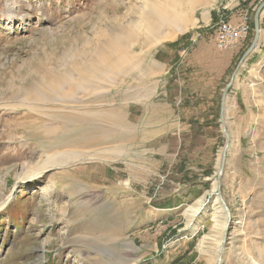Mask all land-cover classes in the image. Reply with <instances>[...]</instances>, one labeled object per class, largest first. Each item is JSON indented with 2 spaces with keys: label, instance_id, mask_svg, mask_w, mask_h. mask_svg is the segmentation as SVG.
<instances>
[{
  "label": "rangeland",
  "instance_id": "374dc122",
  "mask_svg": "<svg viewBox=\"0 0 264 264\" xmlns=\"http://www.w3.org/2000/svg\"><path fill=\"white\" fill-rule=\"evenodd\" d=\"M21 1L0 0V201L10 198L0 212V264H162L170 252V259L194 248L215 252L222 233L211 219L189 222L185 215L212 192L226 143L223 92L253 42L254 28L213 106L199 98L190 102L195 95L190 88L199 83L183 63L188 49L179 55L177 44L174 54L163 58L168 73L155 76L147 88L139 66L145 65L142 42L150 40L144 23L152 9L149 0ZM7 10L16 17H6ZM256 49L238 70L226 100L231 145L222 192L233 224L225 264H264V67L258 60L264 48L252 58ZM119 60L124 72L114 69ZM38 75L61 80V88L53 84L57 93L42 90L46 100L37 104L45 112L57 113L53 99L62 98L65 114L92 113L90 119L79 116L77 126L60 123L66 132L80 128L109 138L80 149L64 146L68 137L61 130L45 139V125L52 123L30 109L34 104L26 95ZM196 102L207 107V116L202 121L204 112L198 111L202 123L192 125ZM151 105L159 109L150 116ZM80 150L93 158L70 164ZM59 153L73 158L40 178L17 180L45 156ZM179 185H194L195 198L181 199ZM203 254L216 264L214 253Z\"/></svg>",
  "mask_w": 264,
  "mask_h": 264
},
{
  "label": "crops",
  "instance_id": "0c3cea01",
  "mask_svg": "<svg viewBox=\"0 0 264 264\" xmlns=\"http://www.w3.org/2000/svg\"><path fill=\"white\" fill-rule=\"evenodd\" d=\"M262 1L264 0H169V2L168 0H157L156 2L155 0H149L152 9L156 6H164L175 7V11H173V20L165 19L166 23L162 21V23H158V25L157 23L152 24L153 27L155 26L154 30H159L155 35H152L153 39L151 38L148 42H145V44L142 42V48L144 50L143 55L145 57L143 61L145 65L140 61L139 74L144 77V83L147 84V88H149L150 80L155 76L168 73L170 70L169 65L165 62L168 60V55L174 54V49H172V47L177 44L179 55L181 48L183 49L186 47L188 49V57L183 63H186V68H188V66L192 68L190 71V73H192L190 78L198 79L199 83V86L190 88V91L195 94L191 95L190 102L193 99L197 100L199 98V101L210 102L211 104L216 103L217 105V93L220 91L223 77L228 72L234 59H236L241 47L247 43L252 33L251 21H248L250 34L246 40L241 39L242 41H240V44L233 50H224L219 46L218 23L222 18H225L224 20H226L227 23L239 25L243 23L246 17L249 19V17L253 15L252 24H254L256 10ZM152 9L146 11L148 17H146L144 22L146 24V26L144 25L145 33L148 32L147 25L149 23V18L152 17L154 20H160V16L158 18L157 15L158 13L156 14L155 10ZM165 24L166 27L162 29ZM260 28V41L252 58H254L256 54H261V52H263L262 49L259 50V48H264V11L260 17ZM155 38L157 40H155ZM163 58L166 61H163ZM258 60L259 64L264 67V54L261 55ZM181 63L182 61L179 62V64ZM147 92L151 91L149 90ZM213 106H215V104ZM155 107L159 109L158 105ZM155 107L154 105H151V107L147 106V114L150 115V112ZM191 110L193 111L190 117L193 123L192 125L199 124V122L202 123L200 117L196 116V113L200 110L204 112L201 120H205L207 116V107H202L196 102L191 107ZM165 115H168V112L164 114V118ZM178 121L181 122L180 117H178ZM178 187L184 188V193L181 196L179 194L180 198L184 201L194 199L195 193L198 192L194 185L186 187L179 185ZM178 202L179 201L176 200V204H178ZM171 221L170 219L169 222ZM180 247L181 246H179V248ZM208 248L211 250L207 252V254L211 255L214 253L213 247ZM173 252L174 251H172V253ZM170 253L165 256L162 264H211L207 259V257L211 258V256L204 255L197 248H194L192 251L187 252L186 255L184 254L177 259H172V257L170 259V256H173L170 255Z\"/></svg>",
  "mask_w": 264,
  "mask_h": 264
},
{
  "label": "bare ground",
  "instance_id": "6f19581e",
  "mask_svg": "<svg viewBox=\"0 0 264 264\" xmlns=\"http://www.w3.org/2000/svg\"><path fill=\"white\" fill-rule=\"evenodd\" d=\"M21 2H26L25 0H22ZM168 2H169V0H168ZM168 2H166V3H168ZM172 2V1H171ZM174 3V2H173ZM7 4H9V2L7 3ZM171 6V5H170ZM8 8L9 9H11L9 6H8ZM29 8V7H28ZM152 8V7H151ZM12 10V9H11ZM152 10H155V13L158 15V18H159V16H160V20L158 19V20H154V19H152V17L150 18V22L148 23V25H147V28H148V30H149V33L146 35V37H148V38H152L153 39V36L152 35H155L156 33H157V31L159 30V29H157V31L156 30H154L155 28V26L153 27V25L152 24H154V23H157V25H158V23H162V21L164 22V23H166L165 22V19H172L173 20V11H175V7H156V8H154V9H152ZM8 13H9V10H7L6 12H5V14H6V17H8L9 19H14L15 17H16V15L14 14V16H10V15H8ZM154 13V14H155ZM160 13V14H159ZM180 18V17H179ZM27 19V18H26ZM156 19V18H155ZM17 20V19H16ZM167 21V20H166ZM249 21V19H248V17H246L245 19H244V21H243V23L241 24L242 25V29H243V38L242 39H245L246 40V38L249 36V34H250V30H249V28L247 27V22ZM19 22V21H18ZM226 24H228L227 22L225 23V24H223L222 26H220V27H218V32H221L222 31V27L223 26H225ZM20 25V24H19ZM172 25V24H171ZM159 26H160V24H159ZM162 26V25H161ZM23 27V26H22ZM166 27V24H165V26L162 28V29H164ZM170 27V26H169ZM159 28V27H158ZM174 33V32H173ZM162 36V35H161ZM160 36V37H161ZM159 37V38H160ZM156 38H157V35H156ZM155 38V40H157ZM162 38V37H161ZM159 40V39H158ZM163 40V39H162ZM245 40H243V41H245ZM242 41V40H241ZM237 47V46H236ZM242 49V48H241ZM125 60V59H124ZM123 64H124V62L122 61V60H119L117 63H115V65H114V69H118L119 71H117V72H124V66H123ZM112 66V65H111ZM112 68H113V66H112ZM123 68V70L122 71H120V69H122ZM128 68V67H127ZM127 70H129V69H127ZM47 71V70H46ZM45 71V72H46ZM44 72V73H45ZM47 72H49V71H47ZM46 72V74H48L49 75V73H47ZM126 72V71H125ZM35 74V73H34ZM53 74V73H52ZM50 76V75H49ZM49 76H46V75H44L42 78H40L39 77V75H38V77H39V81L38 82H34L33 84V86H31V87H28V88H31V89H28V92H27V100L28 99H30L32 102H30V103H32V104H34V105H30V109H32L33 111H36V112H40L42 115H45V117H47L48 118V120L49 121H51V123H52V125L50 124V122H49V124L50 125H48V126H46L45 125V127L46 128H44L43 126H42V124H40V128H44V134H43V136L45 137V139H46V137H48L47 135H49V134H55V133H57V132H59L60 130V132H61V134L62 135H65V139L68 137V139H67V141L66 142H64V146H67V147H70V146H73V147H70V148H75V147H77V149H80L79 147L80 146H83L84 148H88V147H90L93 143H95V142H98V141H96V140H100V139H102V140H107L108 138H109V136H106L105 138H100V137H97L96 135H92V133L91 132H87V133H85V134H83L82 132H81V130H80V128H70V131L71 132H66V130L64 129V128H62V126H60L59 124L61 123V124H63V123H70V124H72V125H74V126H77L76 125V123L81 119V117H79V116H87L89 119L90 118H92V113H91V116H89L90 114H87V113H80L77 109H75L74 111L75 112H71V114L72 115H67V114H65V110H61V109H63V107L65 106V105H63V100H61V99H59V98H54L53 99V103H55V104H57L59 107L58 108H56V109H58V111H57V113H54V112H52L53 110H50V112H52L53 114H50V113H48V111H47V109H46V112H45V110H44V107L43 108H40V106L37 104V103H41V102H45V100H46V98L45 97H42V90H48V91H50V92H52V93H57L58 91L56 90V89H54L53 88V84H54V86H57L58 87V89L59 88H61V80H59V79H57L55 76H54V78L52 79L51 78V80H49L48 79V77ZM52 76V75H51ZM38 79V78H37ZM49 80V81H48ZM48 81V82H47ZM32 83V82H31ZM29 84V83H28ZM27 84V85H28ZM29 86V85H28ZM44 87V88H42L41 89V87ZM24 87V86H23ZM33 87V88H32ZM27 88V87H26ZM75 91L76 90V88H73L72 89V91ZM57 91V92H56ZM73 91V92H74ZM7 92V91H6ZM24 92H25V90H24ZM15 93H17V92H15ZM16 95V94H15ZM25 95V94H24ZM44 95V94H43ZM57 95H60V94H57ZM20 96V95H19ZM71 96V95H70ZM10 97H12V96H10ZM15 97H17V96H15ZM26 100V101H27ZM65 100V99H64ZM79 100V99H78ZM36 101V102H35ZM63 102V103H62ZM35 103L37 104V106L35 105ZM52 103V102H51ZM42 104H44V103H42ZM80 104V103H79ZM78 104V105H79ZM29 106V105H28ZM39 106V107H38ZM52 106V105H51ZM71 106V105H70ZM66 107V106H65ZM0 108H2V106H0ZM15 108V107H14ZM56 109H54V110H56ZM73 111V110H72ZM119 111V110H118ZM68 113V112H67ZM106 114H107V112H106ZM102 115V114H101ZM113 116V115H112ZM46 118V119H47ZM88 120V119H87ZM64 121V122H63ZM82 121H83V118H82ZM120 121V120H119ZM56 123H58V125H56ZM94 123V122H93ZM66 126V125H65ZM69 126V125H68ZM28 127V126H27ZM39 128V127H38ZM62 128V129H61ZM38 131H40V130H38ZM43 131V130H42ZM34 133V132H33ZM67 133L68 134H70V136H66L67 135ZM59 134V133H58ZM40 135V134H39ZM50 136V135H49ZM70 137H73L74 138V140H73V142H71L70 143V141L72 140H70L69 138ZM31 138V137H30ZM36 138V137H35ZM52 141V140H51ZM63 141V140H62ZM95 141V142H94ZM68 144H70V146L68 145ZM72 144V145H71ZM75 151V150H74ZM78 151V150H77ZM80 151H84V150H80ZM82 152H78V153H75L74 155H75V159H77V160H74L73 162H71L70 164H75V163H79V161L81 162V161H86V160H89V159H87L88 157H91L90 159H92L93 158V154H90V155H86V154H84V152L82 153ZM91 152V151H90ZM68 154V153H67ZM96 153H94V155H95ZM69 155V154H68ZM68 155H66L65 156V154L63 153V154H61V153H59L58 155H56V156H54V155H52V156H45V158H43V159H41L36 165H33L32 167H29V169H27L26 171H22V174L18 177V181H20V182H25V181H29V180H33V179H36V178H40V177H42L43 175H44V173L49 169V168H52V167H56V166H60V165H64V164H62V162H65L66 161V159L67 158H69L68 157ZM70 158H73L72 156L70 157ZM68 163V162H67ZM219 171V170H218ZM218 174V173H217ZM23 177V178H22ZM216 177H217V175H216ZM22 178V181L20 180ZM43 191H45V190H43ZM217 193H218V191H217V183H216V180H215V182H214V184H213V188H212V192H210L209 193V197H206V193L204 194V196L201 198V199H199L198 200V202H197V204L196 205H194V206H190L187 210H186V218L188 219V221L189 222H193L194 220H196V219H199V218H201V219H203V216L205 217V218H208V219H211V221H212V223H213V228L214 229H218V231L220 232V233H222V235H221V238L220 239H218V240H216V246H215V252H214V254H215V261L217 262V259H218V253H219V250H220V246H221V243H222V239H223V234H224V231H225V228H226V223H227V217H226V214H225V210H224V208H223V206H222V204H221V202H220V199H219V197H218V195H217ZM224 200H225V198H224ZM226 201V200H225ZM10 203V198L9 197H7L6 199H3V200H1L0 201V212L2 211V210H4L6 207H7V205ZM227 203V202H226ZM227 206H228V208H229V205H228V203H227ZM229 210H230V208H229ZM230 212H231V210H230ZM232 213V212H231ZM202 222V221H201ZM233 224V223H232ZM232 224H231V226H232ZM197 229V230H196ZM198 229H199V227H196L195 226V229H193V230H195L194 232H193V235L195 234V232H197L198 231ZM208 239H209V237H207ZM218 247H219V249H218ZM203 253H205V254H207V252L206 251H204ZM224 263V262H223Z\"/></svg>",
  "mask_w": 264,
  "mask_h": 264
},
{
  "label": "water",
  "instance_id": "95a60500",
  "mask_svg": "<svg viewBox=\"0 0 264 264\" xmlns=\"http://www.w3.org/2000/svg\"><path fill=\"white\" fill-rule=\"evenodd\" d=\"M263 11H264V2H262L260 4V6L257 8L255 16H254V32H255V35H254L253 42H252L251 46L249 47V49L243 55L242 59L240 60V63L237 66L236 71L233 74L230 83L224 89L223 97H222L220 122H221L223 133H224L225 138H226V143H225V146H224L223 151H222L221 164H220L219 171H218V174L216 177V183H217V191H218L217 195H218L220 202H221V204L225 210V214L227 217V223H226V228H225V231L223 234V239H222V243H221L220 250L218 253V259H217L216 264H223V262H224V253H225V250L227 248L228 240L230 237L231 224L233 223L232 213L230 212V210L227 206V203L224 200V195L222 192V178H223V175L225 173L228 151H229L230 145H231V138H230V135L228 133V129H227V125H226V100H227V95L233 86V83H234V80H235V77L237 75L238 70L242 67L243 63L248 59V57H250V55L252 54V52L256 49V47L258 45V42L260 39V34H261L260 17H261V14Z\"/></svg>",
  "mask_w": 264,
  "mask_h": 264
},
{
  "label": "built area",
  "instance_id": "2783aa9c",
  "mask_svg": "<svg viewBox=\"0 0 264 264\" xmlns=\"http://www.w3.org/2000/svg\"><path fill=\"white\" fill-rule=\"evenodd\" d=\"M242 38L243 29L241 23L239 25L228 23L222 27L221 32H218L219 46L224 50H233L240 44Z\"/></svg>",
  "mask_w": 264,
  "mask_h": 264
},
{
  "label": "trees",
  "instance_id": "16d2710c",
  "mask_svg": "<svg viewBox=\"0 0 264 264\" xmlns=\"http://www.w3.org/2000/svg\"><path fill=\"white\" fill-rule=\"evenodd\" d=\"M251 27H252V29H251V30H253V28H254V24H252V23H251Z\"/></svg>",
  "mask_w": 264,
  "mask_h": 264
}]
</instances>
